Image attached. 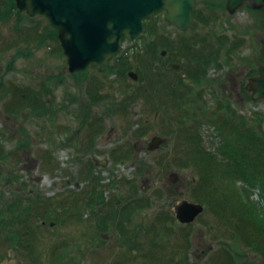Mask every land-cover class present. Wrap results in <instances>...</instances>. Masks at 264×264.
<instances>
[{
  "label": "rangeland",
  "instance_id": "1",
  "mask_svg": "<svg viewBox=\"0 0 264 264\" xmlns=\"http://www.w3.org/2000/svg\"><path fill=\"white\" fill-rule=\"evenodd\" d=\"M206 1L213 6L205 9L199 1L204 18L191 32L168 27L161 14L148 18L147 28L134 41H123L121 56L105 71L93 64L69 73L57 37L52 36L56 33L40 16L19 12L0 22V74L6 90L4 95L0 91V210L14 198L21 201V210L30 206L27 225L37 224L34 236L39 238L32 247L29 240V248L23 244L12 250L1 240L0 229V264H264V168L259 169L264 166V143L245 154L260 176L253 188L213 167L216 160L201 167L194 161L196 155L191 158L195 132L210 152L216 151L227 129L239 130L238 122H247L246 132L253 134L249 145L264 133V102L251 103L249 97L242 102L232 91L239 80V61L209 51L215 46L214 52H219V43L242 41L252 72L259 46L246 44L243 35L248 29L229 21L224 0ZM160 50L170 56L160 58ZM16 53L20 58L8 70V60ZM169 62L180 64L181 71L167 68ZM130 71L137 74L136 81L128 78ZM42 81L51 92L41 87L40 101L18 92L38 90ZM161 98L167 103L162 108ZM188 99L197 107L184 108ZM226 100L233 104L229 116L239 118L220 128L219 102ZM178 104L182 110L177 111ZM154 135L165 137L167 145L149 153L146 146ZM233 137L231 142L239 144ZM170 174L176 175L175 182ZM142 187V199L152 198L127 213ZM101 188L106 200L97 205ZM185 199L204 207L189 225L174 217V204ZM41 202L45 207L38 211ZM36 206L38 215L53 210L66 218L45 221L34 215ZM112 212L114 221L126 226L130 216L128 225L134 231L120 234L115 224L103 228L102 218ZM51 247L53 257L47 255Z\"/></svg>",
  "mask_w": 264,
  "mask_h": 264
},
{
  "label": "water",
  "instance_id": "2",
  "mask_svg": "<svg viewBox=\"0 0 264 264\" xmlns=\"http://www.w3.org/2000/svg\"><path fill=\"white\" fill-rule=\"evenodd\" d=\"M18 11L28 16L43 15L57 31V40L67 61L69 73L84 70L90 63L99 65L105 71L108 61L118 55L122 40L133 41L142 30V20L154 11L165 8L168 24L179 30L193 28L191 12L194 0H14ZM243 0H227V11H233ZM259 60L264 61V40ZM180 71V65H169ZM128 78L137 80V74L128 72ZM246 89L251 101H264V66L258 68V75L248 80ZM166 142L165 138H151L147 150L154 151ZM101 166L105 162H97ZM172 182L176 175L170 174ZM104 190L97 192L95 204H103ZM174 217L179 224L192 223L203 212L199 203L182 200L174 206ZM52 227V224H50Z\"/></svg>",
  "mask_w": 264,
  "mask_h": 264
},
{
  "label": "trees",
  "instance_id": "3",
  "mask_svg": "<svg viewBox=\"0 0 264 264\" xmlns=\"http://www.w3.org/2000/svg\"><path fill=\"white\" fill-rule=\"evenodd\" d=\"M14 11V13H13ZM15 14H19V12L16 10L15 7V3L13 0H6V3L4 1H0V21H5L8 20L10 17L14 16ZM20 28L19 25L17 24V26L14 27V29H18ZM55 32V31H54ZM53 33V31H52ZM51 33V34H52ZM56 36V34H52V36ZM40 39V38H38ZM187 50L190 51V48L187 47ZM20 53H16L14 56H12L7 63V69L9 70L11 68V64L13 63L14 60L17 59L18 55ZM122 54V53H121ZM121 54H119L117 57L114 58V60L118 59ZM19 58V57H18ZM3 76L0 74V91L3 92V95L5 94L6 90H4V85H3V80H2ZM193 83H198L199 79L198 78H194ZM43 82V85L41 87L44 88V93H50L51 92V88L47 87L45 82ZM51 82V81H50ZM40 87V88H41ZM196 90V89H195ZM19 93H24V96L26 97H30L32 98V100H39L38 97H40L42 95L41 89L34 91H25V90H18ZM192 94H195V91H192ZM2 95V94H1ZM219 92H216L215 96H218ZM160 104L163 105H167L166 102H162ZM184 104V108L186 106H196L197 105L192 101V99H188L187 101L183 102ZM41 106H45L47 107V104L45 102L41 103ZM228 106H233L232 102L229 100H226L224 102H219V107L223 110L220 111L222 113V121L223 123H221L219 125V127L221 128L222 124L225 125H232V121L233 122H238V120H235L234 118L237 116L235 114H233V117L229 116V113L231 114V112H233V109L228 108ZM180 105L178 104L176 109L177 111L182 110L180 109ZM205 109L209 108V106L206 104V106L204 107ZM203 109V108H202ZM51 112V110H49V113ZM204 110L203 112L200 114L199 113V118L203 117ZM51 114V113H50ZM205 115V113H204ZM219 112L215 113L214 116H212V121L213 123L216 121V118H218ZM238 117V116H237ZM239 118V117H238ZM239 125V130L236 133H232L231 129H227L224 133L223 139L221 141V143L218 145L217 149L215 152H210L207 151L204 147L201 146V142L202 140L200 139V135L198 134V132H195V136H193V138L190 139L191 143H194L195 146L193 147V152H192V157H194V155H196V159L199 163H201V167H207V166H212L213 162L215 161L216 163L213 165V167L217 166L220 167L218 169H220V172L222 171H226L227 173H229L231 176H233L236 179L241 180V182H244L246 184V186L253 188L254 185H257V181L260 178V176L258 177L259 172L254 173L253 169H251V165L253 164V162L251 160L247 161V159H249L247 157V152L252 150H255L254 148H256L257 146H263V141H264V133L262 134H258L256 135L255 138H258V140H256L255 142H251V145H249L247 143V140L249 137L253 136L252 133L246 132L247 127L245 128L244 126H246L245 123L247 122H238ZM228 132V133H227ZM232 136H235L236 138L233 137V139H235L237 141V143H232L231 139ZM260 139L262 141H260ZM196 143V144H195ZM200 143V147H196L197 144ZM1 154V153H0ZM257 154V152H256ZM260 165V160L256 161V163ZM256 164V165H257ZM220 165V166H219ZM222 167V168H221ZM263 169L264 166L260 165L259 169ZM264 170V169H263ZM144 171V170H143ZM229 175V176H230ZM236 176V177H235ZM264 193V189L261 190ZM143 197H138V195L136 194L135 198L131 201V211L134 213L135 210L137 211V208H141L143 207L141 202L142 201H150L149 196H146L144 198V200L142 199ZM32 202V201H31ZM38 200H36V202L34 201L33 203H37ZM21 203V201H19V199L14 198V199H9L7 200L6 205H4V210H0V229H1V240H4V242L10 247H12L14 250V247L17 245H21L24 246L25 248H29L30 243L27 242L29 240L32 241L31 246L33 242L36 241V239L38 240L39 238H35L34 234L36 233V223H34V225H27V223L30 221L31 219V207L30 206H25L22 208H19V204ZM147 203V202H146ZM43 205V206H42ZM39 210L41 211L45 206L44 203H39ZM38 206L34 207L33 209L36 210L35 208H37ZM37 211V210H36ZM36 212L34 215L37 216L38 218L49 220V221H57V222H61L64 218H66V216L64 214H58L55 213L53 214V210L47 211L45 212V214H39V212ZM233 212V211H231ZM55 215V216H54ZM132 216V215H131ZM23 218V219H21ZM115 216L114 213H109L106 214L104 218H102L101 220V224L103 225L102 227H108V225H113L115 224V226H117V230H119L120 234L124 233V230H129V231H134L129 227V223H130V216L125 219L127 222V226L122 224V222H115ZM42 222V220H39ZM40 222V225H42ZM50 223V222H49ZM48 223V224H49ZM54 223V222H53ZM110 223V224H109ZM26 224V225H25ZM97 226L99 225L98 222L96 224ZM101 227H97V230H100ZM124 228V229H123ZM37 235V234H36ZM135 237V238H134ZM21 238L25 239L22 243H21ZM34 238V239H32ZM134 238L135 242L138 241V236H132L131 239ZM128 240V243H131L133 241ZM133 239V240H134ZM38 243H40L38 241ZM24 244V245H23ZM130 246H132L130 244ZM152 246H154V244L152 243ZM53 248L51 247V252L47 251V255L53 257ZM30 253L33 254V259L36 260V255L33 253V251H30ZM37 261V260H36ZM37 264H40L39 262H37Z\"/></svg>",
  "mask_w": 264,
  "mask_h": 264
},
{
  "label": "flooded vegetation",
  "instance_id": "4",
  "mask_svg": "<svg viewBox=\"0 0 264 264\" xmlns=\"http://www.w3.org/2000/svg\"><path fill=\"white\" fill-rule=\"evenodd\" d=\"M199 1H201V0H194V6H193V10L191 12L192 21L195 23V26L193 28L188 27L184 30H179L175 25L168 24V22L165 19L167 11L165 10V8H161V9L154 11L150 16L143 19L142 29L147 28V27H145V22L147 21L148 18H150L152 16L155 17V16H157V14H161V18L164 20V22L167 24L168 27L174 28V29L181 31V32H191L192 30L197 28L198 23H201V19L204 18L203 13H201V11H199V8H200V6H198ZM222 4H223V0H222ZM202 5L205 9H208V7L211 8V6H213L211 1H206V0H203ZM226 5H227V0H224L223 7H224L225 12L228 15V18L230 19L229 21H233L234 24H238V23L242 22L244 29H248L245 31V33L243 35L244 36L243 40L244 41L247 40V42H248L246 44L249 46L250 43H252L253 45L259 46L258 47V53H257L256 57H254L252 59L257 63L255 70L252 72H248L249 70H248V67L246 66L245 61L248 59V57L246 56V51L243 50L244 48H243L242 41L235 40V41H232L231 43L229 42V44L227 43L226 46H221L222 43L221 44L219 43L218 44L219 47L217 48L219 52H214L215 46L209 47V49H210L209 51L213 52L214 57L217 56V58L218 57L220 58L222 55H224L223 58L226 60L239 61L240 69H241L240 73H239V80H238V83H234V81H232V83H234V87H232L233 88L232 91L234 92V94L237 97H240V100L243 102L244 99H246L247 97L250 98L251 93H252L246 89L247 84H248V80L250 78L256 77L258 75L259 66H261V65L264 66V61H261L258 58L259 52L261 51V47H262V41L264 40V34H261V31H260V30L264 31V0H243V2L240 4V6H238L233 11V13H230L229 11H227ZM21 13H23V12H21ZM239 14L244 16L246 20L241 21L240 20L241 16H239ZM37 16H40L42 19H45V20L47 19L42 15H36V17ZM152 22H154V21H152ZM50 31H55V33H56V30L51 26H50ZM224 39H225V37H224ZM182 48L184 49V47H181L179 49L182 50ZM188 48H190V52H192L193 47L188 46ZM194 48H196V47H194ZM188 53H189V50H188ZM169 54L170 53L167 52L166 50H160V52H159L160 58L161 57L166 58L167 55L170 56ZM169 59H173V58L170 57ZM171 63H176V62H169L168 64H171ZM229 70L231 73L233 71L232 67ZM228 85L229 84H226V86H228ZM19 89L23 90V88H18V90ZM39 89H41V88H39ZM157 96H158V93H156L155 97H157ZM160 100L162 103L164 99L161 98ZM158 106L160 108H162L164 105L159 104ZM154 107H157V106L155 105ZM147 146H148V144H147ZM147 146H146V150H147ZM163 146H166V145H161L159 147V149ZM158 150H155L153 152H156ZM147 152H149V151H147ZM149 153H152V152H149ZM141 191L143 193L142 194L140 193L139 197H144L143 194L146 193V189L144 187H142ZM104 197H105V191H104ZM105 200H106V197H105ZM105 200H104V202H105ZM115 203L118 205L120 202L118 201ZM128 209H129V212H127V213H133L131 211V204H129Z\"/></svg>",
  "mask_w": 264,
  "mask_h": 264
}]
</instances>
